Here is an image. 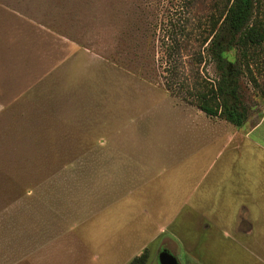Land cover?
Masks as SVG:
<instances>
[{"label":"rangeland","instance_id":"rangeland-1","mask_svg":"<svg viewBox=\"0 0 264 264\" xmlns=\"http://www.w3.org/2000/svg\"><path fill=\"white\" fill-rule=\"evenodd\" d=\"M184 1L0 0V264H127L168 219L187 175L170 165L173 131L225 120L168 89L165 43ZM197 67L216 77L214 63ZM258 79L263 92L241 77L249 124L264 108V68ZM147 176L146 193L126 195ZM153 243L142 251L160 264L167 247ZM203 251L210 264H247L235 248Z\"/></svg>","mask_w":264,"mask_h":264},{"label":"crops","instance_id":"crops-1","mask_svg":"<svg viewBox=\"0 0 264 264\" xmlns=\"http://www.w3.org/2000/svg\"><path fill=\"white\" fill-rule=\"evenodd\" d=\"M249 122L237 127L226 120L212 121V126L189 121L173 131L170 165L187 175L171 187L168 219L161 214L156 229L137 242L127 261L140 255L147 243L161 239L178 261V254L184 255L188 264L212 263L204 256L208 246L235 248L241 263L264 264V108ZM154 161L156 170L157 154ZM209 173H214L210 181ZM151 179H138L136 185L132 181L126 195L146 193ZM182 217L191 223H178ZM169 225V235H164Z\"/></svg>","mask_w":264,"mask_h":264},{"label":"trees","instance_id":"trees-1","mask_svg":"<svg viewBox=\"0 0 264 264\" xmlns=\"http://www.w3.org/2000/svg\"><path fill=\"white\" fill-rule=\"evenodd\" d=\"M184 6L186 19L168 35L171 43H165L170 64L168 89L185 93V99L207 116L242 127L250 117L251 108L242 94L241 77H247L255 89L263 92L258 79L264 68L262 1L185 0ZM184 51L190 58L188 77L177 64ZM206 61L216 67L214 79L204 78L197 67ZM260 97L264 103V95ZM148 261L145 249L128 264Z\"/></svg>","mask_w":264,"mask_h":264},{"label":"water","instance_id":"water-1","mask_svg":"<svg viewBox=\"0 0 264 264\" xmlns=\"http://www.w3.org/2000/svg\"><path fill=\"white\" fill-rule=\"evenodd\" d=\"M158 258L160 264H180L176 256L166 249L160 252Z\"/></svg>","mask_w":264,"mask_h":264}]
</instances>
